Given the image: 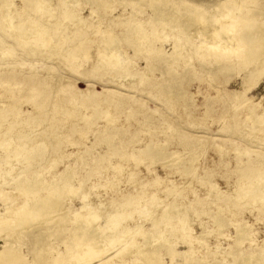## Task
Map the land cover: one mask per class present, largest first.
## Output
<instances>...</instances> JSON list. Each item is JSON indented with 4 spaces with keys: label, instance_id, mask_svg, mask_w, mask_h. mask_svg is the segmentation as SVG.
Returning a JSON list of instances; mask_svg holds the SVG:
<instances>
[{
    "label": "bare ground",
    "instance_id": "1",
    "mask_svg": "<svg viewBox=\"0 0 264 264\" xmlns=\"http://www.w3.org/2000/svg\"><path fill=\"white\" fill-rule=\"evenodd\" d=\"M24 1L23 6L19 8L18 3L15 2V0H0V45L2 44V46H4V49L2 46V48L0 47V62L4 61L5 63L2 67L0 66V69L3 71H13L15 62L18 63V65H23V61L20 58L17 56L13 57L12 48L14 44H12L11 40L14 37L22 39L21 42L23 44H29L31 46L29 49L30 53L40 51L39 54L41 59L55 60V55H59L60 59L64 61L65 67L76 72L77 68L80 66V62L91 57V54H89L88 51L89 48L94 45L97 51V60L91 65L94 70H109L113 72L116 80L137 79L141 83L153 77L152 72L154 71V66L149 63V59L152 61L162 60L165 64L170 66L178 62L179 59H181V56H184V52L189 50L201 51L205 54L206 51H210L209 49H211V53L212 51L223 52L224 56H227L228 58L235 55L237 59L240 57L245 59L246 63L239 68L220 66L215 68L213 72L209 71V76L213 77V73H228L232 75V73L237 72L236 74L240 76L242 81L240 89L233 91L226 90L225 93L236 103V107L244 110L243 115H245V119L243 121H248L249 125L248 128L241 129L243 127V122L241 121L240 123L238 115L237 117L235 116L232 118V115H226L225 118H231V120L230 122L228 121V123H225V126L222 129L224 131L226 129V132L229 133L228 139L231 141L239 139L233 138V135L235 134L242 135L240 137L241 141L250 140L252 138L251 135L256 132L257 135L254 134L256 136L255 140L259 141L261 146H264V94L259 98H255L248 94L249 91L257 86L259 80H261V77L264 74V14L260 12L249 14V11L251 9L253 10L250 6V3L253 0H217L214 4L208 7H203L204 0ZM54 2L58 6H61L60 11H56L57 9L53 6ZM115 2L118 3V5L121 4L123 10H126V6H131L132 8L131 11L128 12H118L116 15H112L111 18V21L118 26L121 27L124 25L123 29L125 31V36L123 38H120L114 31H104L99 27L102 24L97 23L99 20H97V22L93 20L95 19L94 17L99 18L100 14H102L101 11H109L111 14L114 10L113 3ZM33 5H36L37 8L36 6L33 7ZM79 5H82L83 7L88 6L89 15L87 17L81 15V9L77 10V8H75L76 6L80 7ZM147 8H150L151 11L147 13V17H142L141 15ZM31 10L35 13H40L38 20L30 18L29 14L28 16H24L26 11ZM23 18H25L24 21H17ZM70 27H72V30L68 32L67 29ZM197 28L204 29V31H207L212 35H214L213 32L219 28L221 32L228 33L227 38H218L217 42L211 44L210 40L212 38H203L202 36V38H200ZM166 31L172 32L174 34L173 36H175L173 37V43L171 45L172 50L170 52L166 51L162 45L156 43L159 34L161 32L167 34ZM216 32H218V30ZM230 33L231 36L229 35ZM255 35L260 36V40H253L252 38ZM182 36L185 37L181 40L179 37L182 38ZM198 37L200 38V41L198 40L199 43L197 44L195 39ZM7 38H11V40H7ZM94 42L95 44H92ZM123 43H126L133 48V55L123 56V53L121 54L120 50L123 47ZM258 44L263 47L260 53L251 49V47H256ZM36 45L41 46L42 49L38 50V48H35ZM220 46L223 48L222 51L218 49ZM240 50H242V52H240ZM140 52L146 53L144 58L147 61V68L151 72L148 75L141 74L134 68V55L137 53L139 54ZM208 58H210V56ZM76 61L79 62L77 63ZM44 72H42L44 73L42 74L36 71L22 76L21 80H33V87L30 88V90L28 89L27 91L20 93L18 97H14L12 102L7 100L5 94H3L4 96H0V117L6 116L7 110L12 108V104H22V101H27L31 103L33 113H29V110H26L25 113H29L26 116H30V122L26 123H34L35 126V130L32 133L31 131L33 129H31L30 132L20 129L15 130L13 133L7 128V131H9L10 134H6V136L0 134V240L2 241L0 244V264H71L72 262H78V264H80V260L87 261L89 257L93 256L94 258L101 253L100 251L97 253V250L101 249L100 247L98 249L94 247L95 250H93L88 244L94 243L97 246H101L109 245L111 242L112 245L118 246V248L111 254H108V256L107 254L104 255V259H107L104 264H107L108 262L113 264L116 262V258L123 259L124 263L122 264H150L151 262L152 264H168L163 261V256L165 254L171 257L170 264H174L172 262L176 256L186 258L185 262L179 264H205L202 255L201 257L195 256L197 250L195 251V248L192 247L193 242L191 239H193V235L190 226L191 224L190 222H186V219L181 218V221H178L177 226V230H181V237L184 244L188 246L187 249L184 248L185 250H177L176 242L170 240L167 236H163L164 231L156 229V226L160 222L168 221L170 217L168 215L172 208L168 211L167 209L166 211L164 210L160 216L153 219L151 221L152 225L149 228L137 224V220L135 221V218L130 214L113 216V213L117 211V208L119 209V206L123 205V202L121 203V201L118 202L119 200H116V198L121 195L119 194L120 188H115L117 186L112 183V177L110 175L103 178L104 182H98L101 177L100 175H102L103 172H109V170L112 171L111 173L113 177H117V175L124 170H126V176L129 177L135 178V175L137 174L131 165L126 168L123 164L121 165L120 161H118L119 159L113 161V150L110 149V152L106 151L102 154L101 152L96 151L93 146L94 144L92 146H85L83 150L80 151V154L76 158L74 157L70 164L68 163L69 165H64L63 168L59 169L55 174L50 173V170L55 168V165L59 163V156L55 157L53 160L51 159L54 157L52 155L55 146L59 148V144L51 145L48 142L49 139H55L58 137V131L60 130V127L63 126L62 123L66 122V120L61 119L62 123H57L58 119L56 116L63 113L68 115L71 121L74 122L77 114L76 102L79 98L71 92V90L78 85L71 81L75 80L74 78L59 73L55 74L53 66L46 68ZM167 72L169 73V70ZM18 76L19 73L15 72L14 76L1 77L0 86L6 83L11 87V81L9 80H16ZM40 80H48L46 86L49 88V93H43ZM12 88L7 89L8 93H13V90L11 91ZM87 89L84 91L87 92L90 88ZM119 93H121L120 90L111 88L110 98H108V100L118 96ZM166 93L173 94V91L168 89L166 90ZM64 94L67 95H65L66 98L65 96L63 97ZM156 98L159 99L158 97ZM171 99H173V97H171ZM97 101L99 102V96L94 94L89 102L93 104L97 103ZM185 107L189 106L185 105ZM66 110H72L73 112L72 114L70 112L66 113ZM22 112L24 111L18 109L15 111L14 116H20ZM47 112L50 113V115L52 114L49 119H47ZM103 114L106 115L105 128H108L113 124L114 119L109 116L110 113L108 110L107 112H103ZM115 117L117 118L116 114ZM16 121L14 120L13 123ZM86 124L90 126L91 122L84 120L82 125ZM11 126L12 125L10 124V127ZM168 126H170L173 131L175 130L173 125ZM119 134L120 133H118V135ZM107 135L101 140L111 142V137L117 134L112 132ZM121 141L122 139H120V142ZM77 144L78 143H72V145L76 146ZM166 145L168 146V143L164 142L156 145L154 148L150 147L146 150L139 147L136 151L130 153L124 151L121 153L119 152V156L126 161H128V159H133L137 165L145 159H148L149 156L156 159L159 158V151H163L167 147ZM234 146L236 157L235 164L239 165L241 163L239 157L241 152L245 149L248 150L249 148H240L237 143L234 144ZM113 148L115 149L114 146ZM252 149L254 150V148ZM173 153L175 154L176 152L172 151L169 155ZM70 154L71 151L62 156L68 158ZM260 157L261 159L254 163L250 164L251 161L248 162L249 167H252L255 170L252 171L251 168H249L247 172L241 174L243 178H250L251 181L247 187H243L242 184L241 186L243 188L240 189V191L237 189V193H239L238 199H241L246 195L244 201H248L249 199L254 200L250 198L251 196H254V193H263L262 191L257 190L258 188L264 189V183H257V180H259L260 177H262L261 175L264 174V155L262 154ZM49 158L50 160H48ZM195 159L196 158L194 157L190 158L188 163L193 164ZM104 160H106L107 164L103 165V171H98V173L92 174V178H95L96 181H90L91 184L86 185V183H84L85 179L89 180L91 176L77 177V166L79 163L90 165L91 162H96L98 164ZM43 161H48L46 165L47 168H39L37 166L41 165ZM174 161L177 165L182 164L181 160ZM213 163L215 162L213 161ZM32 165L36 167H31ZM145 168L151 175L156 174L151 171L149 163L147 164V162ZM183 168L186 171L191 167L189 166L185 168L183 166ZM192 169H196V166ZM48 173H50L49 176H47ZM50 179H53V193L58 194H56V197H52L49 207H46L48 212L40 209L42 204H39L38 197L33 198L31 202H28L27 200L24 201L17 198V195L11 196L8 194L7 197V195H5L7 192L4 193L6 190L5 188L9 185L15 186V189H18V191L21 189L26 191L27 189L28 192L34 193L33 191L37 189L36 187H44L50 182ZM137 179L139 180V178ZM67 183L71 184L73 188L72 186L64 187ZM144 184L145 182L142 183V186L139 191L137 190V193L128 194V198H124V201H126L124 207L134 204L137 206L138 203H135L133 199L139 194H148L146 196L155 199L154 197L156 195H150L149 192L147 193L146 189H144ZM22 186L26 187V189H24V187L21 188ZM210 186L211 188L214 187L212 183H210ZM101 187L104 188L105 192L100 195L99 193L96 194L95 190H100L102 189ZM179 188L176 185H164L160 189L169 193L174 192L173 194H175L176 191L180 190ZM87 189L92 191L93 195L94 192L96 196L99 195L97 196L96 202L97 207L104 208L103 216H100L101 213L100 215L94 214L93 211L81 212L79 209L73 207L72 203L68 202L69 196L72 194H74L76 198L90 196L91 194L86 192L88 191ZM70 190L72 192L68 195ZM108 191L113 193L112 196L106 200L102 199L106 193L109 194ZM192 195L197 197L196 193H192ZM262 195L263 197L259 199L260 201L264 200V193ZM46 199L47 197L43 199L42 196L40 198V203L44 202ZM238 199L236 195L234 200L235 204L238 202ZM26 201L30 205H27ZM175 201L174 198L172 202L174 203ZM171 204L172 203L169 205ZM182 204L184 205V203ZM174 206L176 207L177 205L174 204ZM178 209L176 210L178 211ZM78 210L80 212H78ZM214 218L216 221L220 219L217 214ZM122 220H124V222L130 220L133 225L126 223L121 224L123 223ZM174 226V224L170 225L169 229L173 230ZM129 227L131 228L130 230ZM250 228L251 225L246 221H238V224L236 225L235 245L244 242V239L250 236ZM30 230H33L32 233L21 239L22 235ZM131 230H133V232H131ZM127 233L128 235L126 236H129V241H121V239L117 240ZM132 235L139 236L140 240L137 238L136 241L132 238ZM166 235L172 237L175 233L172 232V234L168 233ZM196 237H198V235ZM53 238H57L58 241L60 240L64 245L62 246L63 248L55 250L50 244ZM249 238H251V236ZM16 240L20 242V245L21 243H25L27 250H22ZM132 240L134 241L132 242ZM252 241L254 242L255 239H252ZM201 244L204 245L205 242H201ZM108 249L110 250V248ZM162 250L165 251L162 252ZM54 251L55 253H53ZM95 253L97 254L95 255ZM127 256H129V258H127ZM263 260L264 255L261 250L255 249L242 252V258L240 259L239 264H262ZM216 264H218V262Z\"/></svg>",
    "mask_w": 264,
    "mask_h": 264
},
{
    "label": "rangeland",
    "instance_id": "2",
    "mask_svg": "<svg viewBox=\"0 0 264 264\" xmlns=\"http://www.w3.org/2000/svg\"><path fill=\"white\" fill-rule=\"evenodd\" d=\"M216 1L217 0H204L203 7H208L214 4ZM15 2H17L19 8H21L25 1L15 0ZM35 6L36 5H33V7ZM53 6H55L54 8L57 9H55L56 11H60L61 6H58L55 2L53 3ZM79 6L80 7L76 6L75 8H77V10L81 9V15L87 17L89 15L88 6ZM250 6L253 8V10L251 9L249 11V14L255 12L264 14V0H253L250 3ZM113 8L114 10L111 14L109 11H101L102 14H100L99 18L94 17L95 19L93 20L95 22L99 20L97 23L102 24L99 27L104 31H114L119 35L120 38H123L125 36V31L123 29L124 25L121 27L118 26L111 21V18L112 15H116L118 12H128L131 11L132 8L131 6H126V10H123V6L121 4L118 5V3L116 2L113 3ZM149 11H151L150 8H147L141 16L147 17V13ZM28 14L32 19H39L40 13H35L31 10L26 11L24 16H28ZM24 20L25 18L17 21L22 22ZM197 29L200 38H212L210 40L211 44L217 42L218 38H227L228 34L226 32H221L218 28V32H216L217 30L213 32L216 37L215 38L214 35L207 31H204V29ZM71 30L72 27L67 29L68 32H70ZM171 33L172 32H167L166 34L165 32H161L157 37L158 40L156 41L158 45H162L168 52L172 50L171 45L173 43V37H175L173 36L174 34ZM229 35L231 36V33ZM185 36L179 38L182 40ZM259 37L260 36L255 35L252 39L258 41L260 40ZM200 38L198 37L195 39L197 44L199 43ZM7 40H11V38H7ZM11 41L12 44H14L12 48L13 57L17 56L18 58H20L23 61V65H18V63L15 62L14 70L11 72H6L0 69V78L5 76H14L15 72L19 73V76L16 80H9L11 81V87H9V84L6 83L0 86V96H4L3 94H5V96H7V100L12 102L14 100V97H18L20 93H22L23 91H27L28 89L30 90V88L33 87L34 81L21 80L22 76L36 71L42 73L46 68L50 66L54 67L55 74L59 73L68 75L70 78L75 79L71 81L78 84V87L76 86V88H73L71 90V92H73V95L78 96V98L80 99H78L76 102L77 114L74 122L71 121L68 115L63 113H60V115L58 114L56 116L58 119L57 123H62V120H66V122L62 123L63 126H59L60 130L58 131V137L55 139L51 138L48 142L51 145L59 144V148L54 145L55 149L52 155L54 157L51 158L53 160L55 159V157L59 156V163L55 165V168L50 170L51 174H55L59 169H62L64 165H69L73 161L74 157L76 158L85 146H92L94 144L93 146L95 147L96 151H99L102 154L111 149L114 151L112 159L113 161L119 159L118 161H120L121 165L123 164V166H125L126 168L127 166L131 165L137 172L135 178L126 176V170H124L123 172L121 171V175L119 174L117 175V177L112 176L111 170H109V172H103V174L100 175L101 177L98 182H104L103 178L110 175L112 177V183H114V185L116 184L117 186L115 188H120L119 194L121 195L120 197H117L116 200H119L118 202L121 201V203L123 202V205L119 206V209L117 208V211L114 212L115 214L113 213V216L130 214L135 218V221L137 220V224L149 228L152 225L151 221L153 219H155L157 216H160L164 212V210L166 211L167 209L168 211L171 208L173 209L175 207V204L177 206L173 210L171 209L170 214L168 215L170 216L168 221L160 222L156 226V229L164 231L163 236H167L170 240H174V242H176L175 244L177 250H185L188 248V246L184 244L181 237V230H177L178 221H181L180 219L183 218L187 220L186 222H190L191 224L190 226L193 235V239H191V241L193 242L192 247L195 248V251L197 250L195 256L201 257L202 255L205 259H203V262L205 264H216L217 262L218 264H239V261L242 258V252H247L255 249L261 250L264 255V200H259L263 197L262 194L264 193V189L258 188L257 190L262 191L263 193H254V196L250 197L254 200L249 199L250 201H244V197L246 198V195L241 199H238L239 193H237L238 190L240 191V189H242L243 187H247L250 183L251 179L243 178L241 174L247 172L249 168H251L252 171L255 170L252 167H249L248 162L251 161V164L260 160V156L262 154L264 155V146H261V143L255 140V135H257L256 132L254 133L255 135H251L252 138L250 140L241 141L240 137L242 135L235 134L233 135V138L239 139L231 141L228 139L229 133L226 132V129L225 131L222 129L225 126V123H228V121L230 122L231 118L235 116L237 117V115L239 117L238 120H240V123L241 121L243 122V127L241 129H246L249 125L248 121H243L245 119V115H243L244 110L242 108L236 107V103L233 102V100L229 98L230 96L228 97V95H226L225 93L226 90L233 91L240 89L242 81L240 79V76L236 74L237 72L232 73V75L228 73H213V77L209 76L210 72H213L215 68H218L220 66L239 68L246 63L245 59L241 57L237 59L235 55H232L230 58H228L227 56H224L223 52L212 51L211 53V49H209L210 51H206L205 54L201 51H186L184 52V56H181V59H179L178 62L170 66L165 64L162 60L155 61L153 58H151L154 60L152 61L149 59V63L154 66V71L152 72L153 77L141 83L137 79L116 80L114 78L113 72L109 70H94L91 67V65L97 60V51L94 45H92V47L89 48L88 51V53L91 54V57L89 59L87 58L82 60L76 72L71 71V69L69 70L67 67H65L64 61H62L57 54L55 55V60H49L45 58L41 59V56L39 54L40 51H37L36 53H30L29 49L31 46L29 44H23L21 42L22 39L14 37ZM92 44H95V42ZM1 46L2 44L0 45V47ZM2 47L4 49V46ZM35 48H38V50L42 49V47L39 45H36ZM262 48L263 47L259 46V44L256 47H251V49H254V51L258 53L262 51ZM218 49L222 51L223 48L220 46L218 47ZM120 52L121 54L123 53V56L134 54L133 48L126 43H123V47L121 48ZM240 52H242V50H240ZM134 56L135 58L133 60V65L135 70L137 69L141 74H150L151 72L147 68V61L144 58V56H146V53L140 52L139 54L137 53ZM209 56L210 58H208ZM76 62L78 63L79 61ZM4 64V61L0 62L1 67ZM168 70L169 73L167 72ZM40 81L42 84L41 89L43 93H49V88L46 86L48 80ZM10 88H12L11 91L13 90V93H8L7 89ZM84 88L90 89H87L88 91L86 92L84 91ZM111 88L120 90L121 93H119L118 96H115L111 100H108V98H110ZM168 89H171L173 91V94L166 93V90ZM94 94H97L99 96V102L97 101V103L91 104L89 101ZM248 94L254 96L255 98H259L264 94V74L261 77V80H259L257 86L249 91ZM65 95L66 94H64L63 97ZM156 97H158L159 99H157ZM171 97H173V99H171ZM21 103L22 104H12L13 106L9 110H7L6 116L0 117L1 135L4 134V136H6V134H10L9 131L14 133L15 130L20 129H24L26 132H30V130L33 129L31 133L35 130L34 123H26L30 122V116L28 117L26 115L30 112L33 113L31 103L27 101H22ZM185 105H188L189 107H185ZM18 109L24 112H22L20 116L15 117L14 113ZM26 110H29V113L26 114ZM107 110L110 113L109 116L114 119V122L111 126L105 128L106 115L103 114V112H107ZM65 112H70L72 114L73 111L66 110ZM115 114L117 118L115 117ZM51 115L47 112V119H49ZM226 115L232 116L231 118H225ZM14 120L17 121L13 123ZM84 120L90 121V126L87 124L82 125ZM10 124L12 125L11 127ZM168 125H173L175 127V130L173 131ZM7 128H9V131H7ZM112 132H115V134L117 135H113L111 137V142L101 140L105 135ZM118 133L120 134L118 135ZM120 139H122L121 142ZM71 142L78 144L77 146L72 145ZM164 142H167L168 146L166 145L167 147L163 151H159V158L157 159L149 156L148 159H145L144 161L136 165L133 159H128V161H126L119 156V154L123 151L130 153L132 151H136V149L139 147L146 150L150 147L154 148L156 145L162 144ZM236 143L240 148H249L248 150L245 149L243 152H241L239 157L242 164L240 163L239 165L235 164L236 157L234 144ZM113 146L115 147V149L113 148ZM252 148H254V150ZM70 151L71 154L68 158L62 156ZM172 151H175L176 153L169 155ZM193 157L196 158L195 162L193 164L188 163V160ZM48 160H50V158ZM174 160H181L183 165H177ZM213 161L215 163H213ZM47 162L48 161H43L41 165L37 166L39 168H47ZM146 162L147 164L149 163V168L151 169V171L156 174L151 175L149 172H147L145 168ZM105 164H107L106 160L98 164L96 162H91L90 165L79 163L77 166V177L91 176L89 180L85 179L84 181L86 185H89L91 184V182L96 181L95 178H92V174L98 173V171H103L102 168ZM193 165L196 166V169H192L194 168ZM33 166L34 165H32L31 167ZM183 166L185 168L190 166L191 168L185 171ZM50 173H48L47 176H49ZM261 176L262 177L257 180L258 184L264 183V174H262ZM136 177L139 178V180ZM52 180L53 179H50V182L42 188L40 186L36 187L37 189L33 191L34 193L28 192L26 187L24 186H22L21 188L24 187L26 191L22 189L18 191V189L16 190L15 186L13 185L7 186L5 188L7 191L5 190L4 193L7 192L5 194L7 195V197L8 194L11 196L17 195V198L24 201L27 200L28 202H31L33 198L38 197L39 204H42L40 206V209L48 212L46 207H49V203L52 197H56V194H58L53 193L52 191ZM144 182V189H146L147 193L149 192L150 195H156L154 197L155 199L146 196L148 194H139L136 198L133 199L135 203H138L137 206L133 203L134 205L124 207V204L126 202L124 201V198L127 199L128 194L137 193V190H140L142 183ZM210 183H212L214 187L211 188ZM242 184L243 187L241 186ZM164 185H176L178 188L180 187V190L176 191L175 194H173L174 192L169 193L165 190L163 191L160 189ZM66 186L69 187L72 185L67 183L64 185V187ZM87 190L88 191L86 192L91 195L85 198H76L74 194L70 195L72 192L70 190L68 192V195H70L68 202L72 203L73 207L79 209L81 212L93 211L94 214L100 215L101 213L100 216H103L104 208L102 209L97 207L96 199L97 196L105 192L104 188L95 190L96 194L99 193V195L97 196L95 195V192L93 195L92 191H90L89 189ZM192 193H196L197 197L192 195ZM112 194V192H109V194L106 193L105 196H102L103 198H101L106 200L110 198ZM236 195L238 202L235 204L234 200ZM42 196L43 199L46 197L47 199L44 202L40 203V198ZM173 197L176 200L174 203L172 202L174 199ZM165 200L168 201L166 202ZM27 201L26 204L30 205L27 203ZM149 201L151 204L149 203ZM93 203L95 204V206ZM168 203H172L173 205H169ZM182 203H184V205ZM176 209H178V211ZM79 210L78 212H80ZM216 214L220 217V219L217 221L214 218ZM122 221L123 223L121 224L126 223L129 225H133L132 221L130 220H127L126 222H124V220ZM238 221H246L251 225V238H249V236L248 238L244 239V242L235 245L236 225L238 224ZM172 224L175 225L173 227V230L169 229V226ZM130 229L131 228L129 227V230ZM32 231L33 230H30L29 232L24 233L21 239H23V237L26 235H30ZM131 232H133V230H131ZM172 232L175 233V235H172V237L166 235L168 233L172 234ZM126 235H128V233L117 240L121 239V241H129V236L127 237ZM197 235L198 237H196ZM132 238H134L136 241L137 238L138 240H140V237L137 235H132ZM252 239H255V241L253 242ZM133 241L134 240H132V242ZM16 242L20 245V242L18 240H16ZM201 242H205V244L203 245L201 244ZM1 243L2 241L0 240V244ZM111 243L109 245L100 244L101 246H97L94 243L88 244L93 250H95L94 247H96V249L100 247L102 250L98 249L97 253L99 251L101 253L97 257H89L87 261L85 260L86 262L80 260L79 263H106L105 260L107 259H104V255L107 254L108 256V254H111L118 248V246L112 245ZM50 244L55 250L63 248L62 246H64L63 243H61L60 240L58 241L57 238H53ZM19 247L22 250H27V246L25 243H21ZM108 248H110V250ZM163 251L165 250H162V252ZM53 253H55V251ZM97 253H95V255ZM127 258H129V256H127ZM163 258V261L165 263H171V257L169 255L165 254ZM185 259L186 258H182L181 256H176L173 259L172 263L179 264L181 262H185ZM74 263L78 264V262ZM74 263L72 262L71 264ZM109 263L110 262H108L107 264ZM122 263H124L123 259L116 258V262L113 264ZM150 264H152V262ZM262 264H264V260Z\"/></svg>",
    "mask_w": 264,
    "mask_h": 264
}]
</instances>
